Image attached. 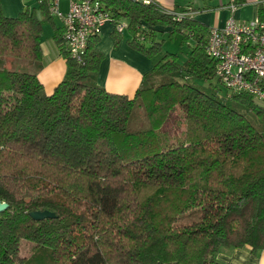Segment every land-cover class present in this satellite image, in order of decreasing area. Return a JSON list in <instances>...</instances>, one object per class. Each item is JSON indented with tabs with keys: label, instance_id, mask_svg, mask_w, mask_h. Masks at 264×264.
I'll use <instances>...</instances> for the list:
<instances>
[{
	"label": "trees",
	"instance_id": "16d2710c",
	"mask_svg": "<svg viewBox=\"0 0 264 264\" xmlns=\"http://www.w3.org/2000/svg\"><path fill=\"white\" fill-rule=\"evenodd\" d=\"M36 1L16 17L0 1V264H219L220 248L264 253V102L217 76L199 11L101 0L114 47L125 38L152 71L132 98L110 93L97 84L100 33L78 60L59 27L66 73L46 95L41 44L54 24L50 0ZM159 34L187 48L182 62ZM37 211L55 217L34 221ZM22 242L33 245L27 258Z\"/></svg>",
	"mask_w": 264,
	"mask_h": 264
},
{
	"label": "crops",
	"instance_id": "0c3cea01",
	"mask_svg": "<svg viewBox=\"0 0 264 264\" xmlns=\"http://www.w3.org/2000/svg\"><path fill=\"white\" fill-rule=\"evenodd\" d=\"M2 12L6 17H16L27 8L29 4L23 0H0ZM35 1L31 6H35ZM168 9L191 8L199 12H192L194 20L208 28H223L230 17L229 7L234 0H152ZM257 0H245V4L235 7L233 18L238 24L258 19ZM63 14L64 11L60 8ZM234 6V5H233ZM56 18V17H52ZM57 19V18H56ZM58 20V19H57ZM59 21V20H58ZM264 21V18H262ZM62 27V23L60 24ZM113 26L105 23L101 28L97 48L104 55L100 64L97 84L106 91L114 94L125 95L132 98L141 86L143 76L152 71V62L134 50L125 42V38L114 47L112 39ZM163 32L168 30L162 29ZM125 34V29L122 32ZM54 34V33H53ZM50 44L42 41V67L38 73V79L43 86L46 95H50L53 89L62 81L66 73V62L61 56L53 35ZM169 52V51H168ZM172 53V52H171ZM219 264H264V253L251 254L248 247L242 249L220 248L217 254Z\"/></svg>",
	"mask_w": 264,
	"mask_h": 264
},
{
	"label": "built area",
	"instance_id": "2783aa9c",
	"mask_svg": "<svg viewBox=\"0 0 264 264\" xmlns=\"http://www.w3.org/2000/svg\"><path fill=\"white\" fill-rule=\"evenodd\" d=\"M68 2V11H59V3ZM148 5L151 0H131ZM49 13L64 28V40L69 53L79 60L92 34H99L111 19L102 9L101 0H50ZM264 8V0H257ZM223 28H211L206 52L217 60V76L234 92H247L264 102V22L254 19L238 24L233 18L235 6ZM181 17V16H179ZM124 24H117L122 33Z\"/></svg>",
	"mask_w": 264,
	"mask_h": 264
},
{
	"label": "rangeland",
	"instance_id": "374dc122",
	"mask_svg": "<svg viewBox=\"0 0 264 264\" xmlns=\"http://www.w3.org/2000/svg\"><path fill=\"white\" fill-rule=\"evenodd\" d=\"M24 3H26L27 5L29 4L30 6V9L33 8V6H31V4L33 3V0H23ZM35 6L34 7H37V1H35ZM103 3L105 4V0H103ZM60 8H62V10L66 11L68 10V2L67 1H61V5H60ZM53 24L54 26H52L51 24H48V25H45L44 26V31H43V37H42V41L50 44V42H52L51 38H52V35L54 33V29L55 28H59L60 27V24L61 22L58 21L56 18H53ZM162 37L165 39V42L163 43V51L166 52V51H169V52H172V53H177L179 55V62H182L185 57H186V53H187V48L185 47H180L179 46V40L178 39H175V40H168V38L166 37V35H160L158 36V40H161ZM7 62L4 64L3 67L7 68V69H21L17 64H13L11 63L13 60L11 59H6ZM0 67H2V65H0ZM212 83L214 85L217 86V81L214 79L212 81ZM197 85L201 86L202 82L200 81H197L196 82ZM204 87H206V85L204 84L203 85ZM212 91H217V93H220V94H225L226 93V89H224L222 86H219L218 85V88H214ZM246 107L244 105H240L238 107V110L240 111H243V109H245ZM177 114V113H175ZM174 117H177L176 115H174ZM137 124L136 123H133L131 124V128L130 129H135L134 127H136ZM32 248H33V245H31L30 243H24L22 242L21 245H20V255L24 258H27L31 255L32 253Z\"/></svg>",
	"mask_w": 264,
	"mask_h": 264
},
{
	"label": "water",
	"instance_id": "95a60500",
	"mask_svg": "<svg viewBox=\"0 0 264 264\" xmlns=\"http://www.w3.org/2000/svg\"><path fill=\"white\" fill-rule=\"evenodd\" d=\"M7 209V205L5 203H0V213L5 211ZM55 216L53 213H50L48 211L43 212H32L30 213V218L34 221H43L46 219H53Z\"/></svg>",
	"mask_w": 264,
	"mask_h": 264
}]
</instances>
